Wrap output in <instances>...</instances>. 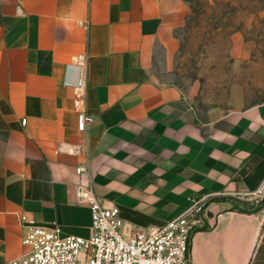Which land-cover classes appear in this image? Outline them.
I'll return each mask as SVG.
<instances>
[{
	"label": "crops",
	"instance_id": "0c3cea01",
	"mask_svg": "<svg viewBox=\"0 0 264 264\" xmlns=\"http://www.w3.org/2000/svg\"><path fill=\"white\" fill-rule=\"evenodd\" d=\"M189 13L188 0H0V264L28 249L22 214L91 235L78 165L125 232L205 197L191 264H264V207H234L264 182V102L202 109L171 79ZM80 110L95 119L84 132Z\"/></svg>",
	"mask_w": 264,
	"mask_h": 264
},
{
	"label": "built area",
	"instance_id": "2783aa9c",
	"mask_svg": "<svg viewBox=\"0 0 264 264\" xmlns=\"http://www.w3.org/2000/svg\"><path fill=\"white\" fill-rule=\"evenodd\" d=\"M84 81L77 85L78 92ZM94 117L80 110L78 130L84 132ZM26 124V119L22 120ZM68 143L60 144L56 153H75ZM85 166H76L80 176L76 183L78 203L87 204L91 211L92 232L89 237L66 234L58 221L40 224L27 214L20 216L23 227L22 243L27 251L3 264H191L192 234L204 225L207 209L205 197H189V204L161 227L124 230V220L117 205H106L84 179ZM251 201L264 199V182L250 194Z\"/></svg>",
	"mask_w": 264,
	"mask_h": 264
},
{
	"label": "rangeland",
	"instance_id": "374dc122",
	"mask_svg": "<svg viewBox=\"0 0 264 264\" xmlns=\"http://www.w3.org/2000/svg\"><path fill=\"white\" fill-rule=\"evenodd\" d=\"M188 2L171 79L202 109L264 102V0Z\"/></svg>",
	"mask_w": 264,
	"mask_h": 264
},
{
	"label": "trees",
	"instance_id": "16d2710c",
	"mask_svg": "<svg viewBox=\"0 0 264 264\" xmlns=\"http://www.w3.org/2000/svg\"><path fill=\"white\" fill-rule=\"evenodd\" d=\"M251 201V200H250ZM245 202L244 205H239L236 204L234 207L240 211H244V212H255L260 210L262 207H264V199L259 201V202H255V201H251V202Z\"/></svg>",
	"mask_w": 264,
	"mask_h": 264
}]
</instances>
